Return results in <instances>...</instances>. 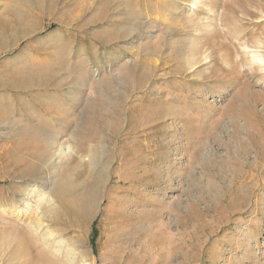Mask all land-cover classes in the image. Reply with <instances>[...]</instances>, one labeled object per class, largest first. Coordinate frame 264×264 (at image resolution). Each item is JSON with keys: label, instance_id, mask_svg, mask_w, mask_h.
<instances>
[{"label": "rangeland", "instance_id": "rangeland-1", "mask_svg": "<svg viewBox=\"0 0 264 264\" xmlns=\"http://www.w3.org/2000/svg\"><path fill=\"white\" fill-rule=\"evenodd\" d=\"M0 37V264H264V0H0Z\"/></svg>", "mask_w": 264, "mask_h": 264}, {"label": "bare ground", "instance_id": "bare-ground-1", "mask_svg": "<svg viewBox=\"0 0 264 264\" xmlns=\"http://www.w3.org/2000/svg\"><path fill=\"white\" fill-rule=\"evenodd\" d=\"M18 8V6H17ZM19 10V9H18ZM14 12V11H13ZM130 16V15H129ZM5 22V21H4ZM2 24V23H1ZM24 27V26H23ZM30 29V28H29ZM7 32V27L6 25L4 26V28L2 27V35H4ZM109 32V31H108ZM1 35V36H2ZM1 38V37H0ZM4 40V39H3ZM3 41L0 40V43H2ZM5 45V44H4ZM6 80V79H5ZM29 80V79H27ZM12 81V80H11ZM38 81V80H37ZM6 82V81H5ZM32 82V81H31ZM31 86V85H30ZM2 88V87H1ZM3 118V117H2ZM47 136V135H46ZM32 137V136H31ZM47 140V139H46ZM49 140V139H48ZM21 141V140H20ZM44 142V141H43ZM46 142V141H45ZM44 142V143H45ZM55 142L54 138L51 137L50 139V145H53ZM43 144V143H42ZM47 144V143H46ZM50 147V146H49ZM101 147V146H100ZM37 153V157L38 159L42 158L44 159V161H48L49 157H50V149L46 148L43 149L42 152L38 151ZM73 153V152H72ZM31 159H27V157H25L24 160H29V164L27 167V172L25 170V173L31 172L35 173L36 171H38L40 169V166L37 162V160H34L35 158V153L32 156V153L30 154ZM20 157V156H19ZM29 158V157H28ZM17 159V158H16ZM16 161V160H15ZM48 167V166H47ZM68 168V167H67ZM91 168V167H90ZM45 169V168H44ZM105 168H102L101 170V176H103L105 174ZM33 175V174H32ZM19 176V175H18ZM23 179V178H22ZM63 180H61V184L60 186H62V189H64L63 191L67 192L70 191V193H72L75 197H73V201L72 203H75V208H72V213L75 217H78L79 215H81V213L83 212V209H85V206L88 204H93V195L96 191L93 189H87V186L82 185V182L80 181L79 183H76L74 185H70L68 187H65V183H67V181L65 180V177L62 178ZM102 180V179H101ZM73 182V181H72ZM99 183V184H98ZM100 183L101 182H97L96 187L99 188L100 187ZM69 184V183H68ZM58 185V184H57ZM77 191V193H76ZM62 192V190H61ZM60 192V193H61ZM75 193V194H74ZM71 196V195H70ZM72 199V198H71ZM64 204V203H63ZM64 208V207H62ZM67 209L69 208V206L66 207ZM71 212V211H70ZM17 213V212H15ZM34 219V217H33ZM36 220V218H35ZM38 220V219H37ZM25 230V229H24ZM26 231V230H25ZM24 231V232H25ZM24 232H20L19 230H17V228H8L5 230L0 231V253L1 251L3 252V254H6V257L12 259V260H20V257H24V253H26L27 251H29L28 249L30 248V246H32V240L31 237H26V235H24ZM28 233V232H27ZM3 255V257H4ZM37 257V258H36ZM28 258V257H27ZM36 258V259H35ZM26 259V258H25ZM27 260V259H26ZM25 260V261H26ZM36 261L38 264H53L54 262L52 260H50V257L48 258V255L45 254L43 248L42 249H38L37 252L35 253V257L33 258V261ZM10 262V261H9ZM14 262V261H13ZM28 262V261H27ZM20 264V263H19Z\"/></svg>", "mask_w": 264, "mask_h": 264}, {"label": "trees", "instance_id": "trees-1", "mask_svg": "<svg viewBox=\"0 0 264 264\" xmlns=\"http://www.w3.org/2000/svg\"><path fill=\"white\" fill-rule=\"evenodd\" d=\"M94 237H95V235H94ZM94 237L92 239H94Z\"/></svg>", "mask_w": 264, "mask_h": 264}]
</instances>
